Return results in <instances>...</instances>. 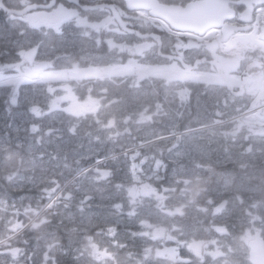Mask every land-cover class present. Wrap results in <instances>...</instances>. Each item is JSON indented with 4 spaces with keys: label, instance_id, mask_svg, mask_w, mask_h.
I'll return each instance as SVG.
<instances>
[{
    "label": "flooded vegetation",
    "instance_id": "flooded-vegetation-1",
    "mask_svg": "<svg viewBox=\"0 0 264 264\" xmlns=\"http://www.w3.org/2000/svg\"><path fill=\"white\" fill-rule=\"evenodd\" d=\"M50 1L36 0L33 4L39 7L28 13L0 17V27L5 32L9 27L6 20L16 19L25 27L20 32L21 36L11 42L15 49L20 48L18 58L13 63L21 66L26 64L29 69L73 72L74 78L63 86L64 91L55 94L52 89V95H35L40 106L48 108V122L44 123L43 118L31 120L51 125L49 133L53 134L58 126L56 118H66L68 123L65 128L68 129L65 134L74 136L79 149L100 150V144L93 141L98 136H108L109 141L102 149L114 152V156L129 152L128 159H106L100 165H87V160L84 159L82 165H79L82 166L79 177L75 169L78 160H74L68 174L66 171L49 180L54 182L51 191L42 193H51L58 187V183L64 182L62 188L66 189L63 190V196L58 198L59 208H64L69 214H82L81 220L75 216L74 226L69 225L66 229L58 221H50L47 214L54 213L53 208L48 206L51 201L41 209L46 217L39 216V205L44 203L46 196L37 199L33 182L42 181L41 176H35L33 170H30L23 177L29 182V190H24L23 178L20 177L23 175L18 178L15 174L14 178L18 179L12 178L10 181L7 180V174H2L0 264H214L210 254H203L201 260L194 256L193 251L199 250L196 244L187 242L183 246L185 239L181 233L182 230L195 231L198 228L200 188L204 192L208 189L207 199L204 200L208 207L207 219L208 224L215 225L213 208L216 202V174L212 160L208 162L207 174L203 173L200 185L198 178L176 174L178 169L169 168L161 154V150L166 149L167 142L154 139L145 146L143 164L142 177L146 174L143 180L149 184V188H144L147 184L140 185L136 195H133L135 188H132L129 197L123 191L124 200L133 199L139 203L133 201L136 206L131 209L127 206L119 207L121 212L113 226L91 224L88 222L94 220L85 218L86 212H90L95 219H99L101 211L114 210L113 208L100 205L83 208L80 202L83 200L84 203H93L99 194L116 197L122 192L118 182L123 177L128 176L129 180L134 181L126 172L134 165H131L133 160L135 162L130 157L132 152L139 148L135 142L136 134L151 137L165 133L169 125L176 133H181L184 128L181 121L185 113L182 95H150L146 100L145 110L142 111L144 116H137L136 96L124 94L133 90V82L128 78V83L126 79L120 80L119 72L114 71V68L121 60H137L143 62L148 71L157 68L171 69L178 79L179 75L187 74L185 72L190 69V66L184 64L183 58L194 57L188 51L189 44L166 39V33L159 31L155 25L149 26L145 21L144 26L140 25L133 18L136 17L135 13L128 11L122 0H53V4L46 8ZM159 1L185 5L195 0ZM222 1L230 5V13L224 14L223 23L234 29L240 28L241 19L249 21L262 15L257 26L260 45L258 49L234 57L222 53L215 44L210 45L207 51L196 54L198 60L202 59L209 64L212 80L209 88L206 86L207 93L199 96L200 109L189 110L188 113L197 112L196 115L208 124L209 133L223 134L232 144L229 145L230 148L235 149L236 160L240 163L247 168H262L264 14L256 12V9L258 6L264 7V0ZM26 5H31L28 0H17L15 4H11L13 8H24ZM119 19L125 23V28L135 31L129 33L122 29ZM27 26L33 28V39L29 37ZM138 28H142V31ZM0 38L5 41L8 35ZM244 40L249 41V36H244ZM29 49L36 53L32 63H26L21 53ZM99 66H105L107 71L111 67L110 76L106 79L97 78ZM63 83H54L52 86ZM196 99L193 97L192 101L195 102ZM229 114H235L236 119H226ZM169 117L176 118V121L169 122ZM221 119L224 120L220 121ZM242 149L250 150L252 155L243 154ZM64 162L70 163L67 160ZM156 162H159L158 166ZM87 169L93 170L90 178L81 174ZM116 170L118 174L114 176L102 174ZM250 175L252 181L259 182L257 179L261 173L258 170ZM219 177H228V174L221 173ZM89 179L94 184L87 185ZM206 179L209 181L208 186L205 185ZM123 182L126 184V180ZM87 187L92 189L93 196L85 192ZM121 187L125 190L126 185ZM133 208L134 211L130 212ZM201 217H205L203 213ZM68 218L73 222L72 217Z\"/></svg>",
    "mask_w": 264,
    "mask_h": 264
},
{
    "label": "rangeland",
    "instance_id": "rangeland-1",
    "mask_svg": "<svg viewBox=\"0 0 264 264\" xmlns=\"http://www.w3.org/2000/svg\"><path fill=\"white\" fill-rule=\"evenodd\" d=\"M0 37L4 38L5 35L7 34V32L2 31L3 29L0 27ZM8 35V34H7ZM1 45H3L2 40L0 39V51L4 52L2 53L1 56H6L9 54V49L8 47H4L1 48ZM5 54V55H4ZM140 67V68H139ZM139 73L138 76H135V86H136V90H135V94H145V92L143 90H140L141 84H140V76H145L150 75L148 69L145 68V66L142 65V63H139ZM123 67L120 68V70ZM119 69V68H118ZM52 73H54L52 71ZM32 77H40V80H46V81H50V80H54L55 78L52 77L51 73H42L39 74L37 73L36 75L32 76ZM56 79H62L57 77ZM140 79V80H139ZM36 84V83H34ZM47 89V88H45ZM18 90V88H15L14 91L16 92ZM49 90V89H47ZM37 106V107H34ZM30 111H32L33 115H35L34 117H36L37 119L43 118L44 119V123H47L49 120L48 117V113L43 114L44 110H42V108L39 105H35L32 104L29 107ZM20 113L17 112V115H19ZM32 115V116H33ZM57 124L58 126H56V132H54L53 134L49 133V128L50 126L44 125L42 127L38 128V131L40 133L44 132L45 134V143L44 144H40L38 145L37 143H34L32 140L25 142L22 141L21 143L23 145H28L29 147L27 148L28 151L30 153H34L33 156V161L35 164H39L42 166L43 171L40 172L38 175L41 176L43 180L45 181H49L52 179H55L56 176L62 175L64 174L66 171H69L72 167L71 165H69L68 163L64 162V160H67L68 162H70L72 165V161L74 160H78L77 162V166L75 167L76 169V174L79 177V173H80V169L82 168L79 167V165H82V162L84 159H87L89 157L88 155V151H90V149H79V143L75 142V140L73 138H71L70 136H67L65 134L66 130L68 128H65V126L68 123V120L66 118L60 119V118H56ZM42 122L37 121L36 125L41 124ZM15 125H17V122L15 121ZM13 125V126H15ZM1 126H3V119L2 121L0 120V129ZM8 126H10V122L8 121ZM12 126V127H13ZM33 126V125H32ZM33 127L32 129H28L29 134L35 132L36 127ZM16 127H14L12 129V131L15 129ZM74 137V136H73ZM213 139V138H212ZM21 140V138L19 139ZM199 141H202V143H199ZM1 143H3V141H1ZM211 143V142H209ZM207 146H208V133L207 131H203L200 132L199 134H189L187 136H184L183 139H179L176 142H173V144L171 145V148H174L173 150H169L168 153L169 154V158L172 159H177V158H181L182 160H193V159H200V158H205L207 157ZM214 146V147H213ZM213 146H210V150L212 152H216L218 149V145L214 144ZM248 150V149H246ZM136 153V152H135ZM246 151L243 150V154H245ZM137 155V154H135ZM144 157H140L139 155L135 157V163L134 160L131 163V165L134 163V165H132L130 167V169L126 172L127 175L131 176L132 178H134V181L129 180L128 176L123 177V179L118 182L119 185H126V191L128 192V187H130V189L135 188L139 190V186L142 184H147V183H143L141 182L143 180L144 177H146V174L142 177V175L144 174V168H143V164L145 162V159H143ZM126 161V160H125ZM27 160H24V163H26ZM156 166L159 165V162L155 163ZM130 166V165H129ZM101 167H103V165H101ZM100 167V168H101ZM93 170L92 169H87L84 173L81 174H86L88 175L87 178H90ZM95 174V173H94ZM103 176L106 174H110L112 176L117 175L118 174V170H116L115 172H106V173H102ZM77 177V179H78ZM124 180H126V184H124ZM264 179H260V182H263ZM105 183L108 184V181L104 180ZM78 183V182H76ZM216 183H219L218 180H216ZM243 183V180H241L240 178H238L236 180L235 185L237 187H240L239 185ZM88 185L94 184L92 179L88 180ZM98 184H95V186H97ZM109 185V184H108ZM149 184L144 185V188H149L148 187ZM85 190L82 189L80 190L81 192H83ZM92 189L90 187H87L85 192L89 193L88 195H90ZM92 194V193H91ZM93 196V194H92ZM109 195H98L97 199L93 200V203H91L90 201H88L86 204L83 202V200H81L80 202L82 203V207H95L97 205L102 206L103 204H105L106 202L109 201ZM137 202L135 200H130L129 205H127V207H129L130 209L134 206H136V204L134 202ZM139 203V202H137ZM117 208H119V206H117ZM130 211V210H129ZM134 208L130 211L133 212ZM216 213V210H215ZM86 218L89 219L91 216L90 212H86ZM72 215H67L65 212L60 211V215L59 218L57 219V223L59 224H63V227L66 229L68 228L69 225L74 226V222H76V219L74 217V215L72 216V220L71 221L70 217ZM107 220H105V224H110L111 226H113V224L115 222H117L118 220L116 219L117 216L115 215H108L107 216ZM249 219H255V217H249ZM124 221V220H123ZM240 225L243 227L241 230L239 229L240 226H233L237 229H232V232H230L231 237L235 238V241H231L229 239H226L229 243L227 244L226 240H219L217 241V239H215L212 235L210 237L209 240L205 241V240H201L199 241V250H194L193 254L195 257L200 258V260L203 258V254H211L214 255L216 260H217V264H219V261H221V264H235L236 260H232L231 257H237L239 254V246H241V249L243 248V250H246V243L248 241L249 236L252 234L251 228L250 226L253 225L252 227H260L258 222H254V220L251 221H246V223L243 224V222L240 223ZM264 226V223H263ZM109 227V226H107ZM224 226H216V230L218 233L222 234V232H224V234H226V230L223 229ZM237 244V247L234 245ZM209 245H212V247H209ZM234 246V247H233ZM215 247V250H214ZM213 249V250H212ZM219 252H224V258L221 259ZM225 254H228L227 258L225 256ZM237 259V258H236ZM153 264V263H152Z\"/></svg>",
    "mask_w": 264,
    "mask_h": 264
},
{
    "label": "water",
    "instance_id": "water-1",
    "mask_svg": "<svg viewBox=\"0 0 264 264\" xmlns=\"http://www.w3.org/2000/svg\"><path fill=\"white\" fill-rule=\"evenodd\" d=\"M124 1L127 3V8L131 10L148 9L149 6H153L154 14L167 18L172 27L176 29L181 28L182 25H197L199 29H205L216 25V21L224 18L220 5L214 0H204L184 10L159 6L150 0ZM29 57L31 58L32 55L30 54ZM248 248L251 264H264V241L259 231H256L253 239L248 242Z\"/></svg>",
    "mask_w": 264,
    "mask_h": 264
},
{
    "label": "bare ground",
    "instance_id": "bare-ground-1",
    "mask_svg": "<svg viewBox=\"0 0 264 264\" xmlns=\"http://www.w3.org/2000/svg\"><path fill=\"white\" fill-rule=\"evenodd\" d=\"M1 31V30H0ZM3 31V30H2ZM7 35V34H6ZM6 35H5V37H6ZM6 39V38H5ZM7 40V39H6ZM5 40V41H6ZM4 41V40H3ZM4 41V42H5ZM252 41V39L249 37V41L248 42H251ZM243 42H245V40L243 41ZM251 44V43H250ZM12 45V44H11ZM2 46V45H1ZM1 52V51H0ZM2 53H4V52H2ZM5 55V54H4ZM1 104V103H0ZM1 107V106H0ZM1 109V108H0ZM1 110H3V109H1ZM1 113V112H0ZM8 121H9V119H8ZM10 122V121H9ZM5 132V131H4ZM3 133V132H2ZM17 176V175H16ZM6 177V176H5ZM1 178H3V177H1ZM17 178V177H16ZM16 178H14V179H16ZM18 178H19V176H18ZM17 178V179H18ZM32 179V178H31ZM6 180V179H5ZM30 180V179H29ZM11 181V180H10ZM14 181V180H13ZM18 181V180H17ZM9 183V182H8ZM14 183V182H13ZM29 183V182H28ZM15 184H17V183H15ZM19 184V183H18ZM34 187V186H33ZM4 208V207H3ZM5 211V210H4ZM12 212V211H11ZM8 214V213H7ZM9 214H11V213H9ZM20 215V214H19ZM1 216V215H0ZM7 216V215H6ZM8 218V217H7ZM4 222V221H3ZM10 222V221H9ZM2 223V222H1ZM7 223V222H6ZM15 224V223H14ZM14 226H16V224L14 225Z\"/></svg>",
    "mask_w": 264,
    "mask_h": 264
},
{
    "label": "trees",
    "instance_id": "trees-1",
    "mask_svg": "<svg viewBox=\"0 0 264 264\" xmlns=\"http://www.w3.org/2000/svg\"><path fill=\"white\" fill-rule=\"evenodd\" d=\"M0 103H1V104H0V106H1L0 108H1V109H3L4 107H6V105H7L6 102L1 101V100H0ZM1 109H0V112L2 111ZM0 114H1V113H0ZM2 132L5 133L6 131L4 132V131L2 130ZM56 217H57V219L59 218L58 215H56ZM55 219H56V218H55ZM56 221H57V220H56Z\"/></svg>",
    "mask_w": 264,
    "mask_h": 264
}]
</instances>
